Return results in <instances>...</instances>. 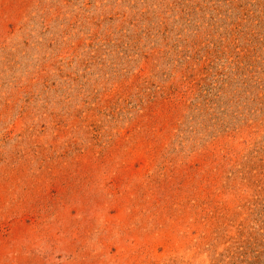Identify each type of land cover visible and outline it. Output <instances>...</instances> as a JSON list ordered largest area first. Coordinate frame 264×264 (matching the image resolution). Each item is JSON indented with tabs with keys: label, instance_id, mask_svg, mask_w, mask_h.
<instances>
[{
	"label": "rangeland",
	"instance_id": "obj_1",
	"mask_svg": "<svg viewBox=\"0 0 264 264\" xmlns=\"http://www.w3.org/2000/svg\"><path fill=\"white\" fill-rule=\"evenodd\" d=\"M0 264H264V0H0Z\"/></svg>",
	"mask_w": 264,
	"mask_h": 264
}]
</instances>
